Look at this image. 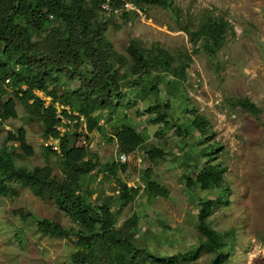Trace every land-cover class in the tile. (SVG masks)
Wrapping results in <instances>:
<instances>
[{
  "label": "rangeland",
  "instance_id": "1",
  "mask_svg": "<svg viewBox=\"0 0 264 264\" xmlns=\"http://www.w3.org/2000/svg\"><path fill=\"white\" fill-rule=\"evenodd\" d=\"M122 1L114 5L103 2L99 8L100 16L109 18L105 36L113 48L129 57L127 47L137 38L149 50H167L174 57L173 65H179L181 59L186 68L179 80L171 71L160 73L158 94L144 89V82L131 74L122 86L125 96L120 103L94 113L101 118L92 131L84 121L77 126L72 120L70 130L79 134L77 145L87 146L101 166L112 162L119 166L116 173L102 171L101 166L92 170L82 190L89 200L111 207L117 228L133 220L130 232L136 245L168 257L199 246L205 238L198 226L202 201L216 198L227 188L224 194L230 203L214 207L207 217L217 231L230 232L225 264H264V0H172L181 9L179 19L156 3L140 0L141 6H137L134 0ZM208 16L223 17L230 26L215 56L202 47L204 37L194 44L183 29H197ZM50 18L48 26L62 32L64 22ZM58 76L60 80L48 86L59 94L80 85L77 76L63 72ZM131 80L136 84L130 85ZM170 87L174 95L168 94ZM245 97L257 105L258 113L237 104ZM9 98L16 99L17 117L0 120V149L13 151L17 166L33 169L50 165L53 174L65 179L60 158L46 149L49 138L44 136L42 121L32 117L15 97V88L0 82V108ZM167 98L171 102L167 121L176 127L188 126L196 114L205 118L204 129L180 136L165 122L156 121V106ZM125 124L131 125L144 143L126 153L130 158L123 166L118 163L122 148L117 131ZM21 127L34 150L29 157L7 138L9 131ZM150 146H158L163 154L150 157L146 153ZM218 146L217 154H211L209 150ZM206 164L225 168L220 187L203 189L187 181V176L195 178L196 166L201 169ZM4 173L0 169V174ZM118 179L137 190L126 203L120 198ZM7 182L11 192L0 194V264H72L73 254L82 247L79 240L46 234L38 221L53 218L66 228L79 225L55 199L35 195L14 176L7 177ZM15 227L24 231L22 242ZM213 256V252L204 251L197 260L177 264H210ZM108 263L105 258L100 261ZM145 264L164 263L148 257Z\"/></svg>",
  "mask_w": 264,
  "mask_h": 264
},
{
  "label": "trees",
  "instance_id": "2",
  "mask_svg": "<svg viewBox=\"0 0 264 264\" xmlns=\"http://www.w3.org/2000/svg\"><path fill=\"white\" fill-rule=\"evenodd\" d=\"M137 6L140 0H134ZM166 7L179 19L181 9L172 0H144ZM103 2L115 4L122 0H0V82L4 84L7 77L11 78L8 85L15 88V97L31 112L32 117L38 118L44 125V136H53L60 141V152L47 146V150L57 155L65 169L66 178L60 179L53 174L50 165L36 166L29 169L17 166L14 152L6 148L0 149V194L11 192L7 177L14 176L21 183L29 186L30 190L43 199H55L58 207L66 212L78 225V228H66L53 218H43L38 221L39 229L46 233L66 238L78 239L82 247L73 254L72 264H100L106 259L108 264H145L148 257L153 261L164 264H177L179 261L197 260L204 251L214 253L210 264H225L229 255L225 251L228 245L226 238L230 232H219L207 221L211 210L220 204H229L225 192L216 198L202 201L199 210V230L205 237L199 246L185 252L168 257L156 256L148 248L136 245L130 232L134 227L133 220L126 221L120 228L115 226V213L108 204H98L88 199L82 190L83 182L94 169L101 166L99 160L87 146L76 143L78 132L69 129L63 135L57 130L60 120L56 117L57 104L64 106L62 113L76 120L75 125L83 124L80 115L85 117L89 131L99 127L100 114L96 111L114 108L125 96L123 84L132 74L141 82L144 89L158 94L160 73L171 71L175 79L183 77L186 64L179 60V65H173L174 57L163 48L144 47L141 40L133 39L127 47L130 57L113 48V44L105 36L109 18H102L99 8ZM128 15L127 12H124ZM52 15L64 22L61 32L55 27L48 26ZM229 23L223 17L208 16L195 30L183 28L190 34V41L197 43L204 37L202 47L212 56L223 45L227 38ZM19 66L20 69L16 70ZM159 71L154 74V71ZM163 71V72H162ZM66 73L80 81L75 90H65L59 94L57 89H49L51 82H58V73ZM135 80L128 83L135 85ZM175 86V85H173ZM42 91L51 97V102L38 96ZM169 91V90H168ZM169 95L175 91L170 87ZM159 102L156 121L165 122L180 136H186L193 130H203L206 120L199 115L190 118L189 125L177 127L166 120L170 101ZM237 104L251 112L258 113L259 108L249 98L237 100ZM75 113H78L77 115ZM16 99L9 98L4 107L0 108V120L16 118ZM192 127V130L190 129ZM176 128V129H175ZM121 152L128 153L141 147L143 137L129 124L117 131ZM9 141L19 144L24 156L34 153L33 147L27 142L26 130L21 127L16 132L9 131ZM221 146L212 147L211 154H217ZM150 157L162 155L158 146L146 148ZM119 164L126 166V163ZM119 166L112 162L104 164L100 169L116 173ZM225 168L219 164H206L203 168L195 167V178L187 176L189 183L199 184L207 189L220 187ZM120 198L126 203L137 193L121 179ZM130 227V229H129ZM16 236L23 241L24 231L15 227Z\"/></svg>",
  "mask_w": 264,
  "mask_h": 264
},
{
  "label": "built area",
  "instance_id": "3",
  "mask_svg": "<svg viewBox=\"0 0 264 264\" xmlns=\"http://www.w3.org/2000/svg\"><path fill=\"white\" fill-rule=\"evenodd\" d=\"M129 5V4H127ZM20 67L17 66L16 70H19ZM11 81L10 77L5 78L4 84L8 85ZM37 94L39 97H41L43 100L46 101V104L48 105L51 102V97L50 96H45L42 91H37ZM64 106L57 104V110H56V117L60 120V123L57 125V130L60 132L61 135L64 134L66 130L69 129V126L72 124V119L66 117L62 113V109ZM76 115L78 113H75ZM79 119L81 121L85 120V117L83 115H80ZM76 121V120H75ZM49 145H52V148L56 150L57 152H60V141L58 138H54L53 136L49 137ZM130 156H128L126 153H120L119 154V159L118 161L125 163L129 160Z\"/></svg>",
  "mask_w": 264,
  "mask_h": 264
}]
</instances>
